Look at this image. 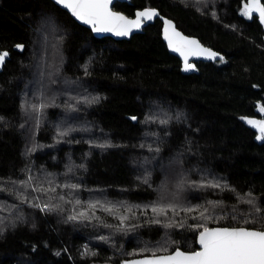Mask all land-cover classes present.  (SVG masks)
Here are the masks:
<instances>
[{
	"label": "trees",
	"instance_id": "16d2710c",
	"mask_svg": "<svg viewBox=\"0 0 264 264\" xmlns=\"http://www.w3.org/2000/svg\"><path fill=\"white\" fill-rule=\"evenodd\" d=\"M246 4H114L129 16L157 8L224 54L183 73L159 19L129 40L97 38L52 0H0L11 54L0 72V264H123L145 248L197 249V225L264 230V134L248 123L264 120V29ZM96 200L91 220L67 219ZM109 202L141 206L127 230ZM156 202L177 212L149 223L143 206Z\"/></svg>",
	"mask_w": 264,
	"mask_h": 264
},
{
	"label": "snow or ice",
	"instance_id": "6c2138e0",
	"mask_svg": "<svg viewBox=\"0 0 264 264\" xmlns=\"http://www.w3.org/2000/svg\"><path fill=\"white\" fill-rule=\"evenodd\" d=\"M56 2L70 9L73 16L83 23L91 25L96 32H115L117 36L128 35L133 27H140L142 19L151 20L157 15L154 10H145L138 12L135 20H129L123 15L110 10L109 5L112 0H56ZM254 11L259 12L260 19L264 20V4H261L260 0H251L250 4L245 5V15L251 16ZM170 24L171 22H169V25ZM165 31L167 35L168 29L166 28ZM173 36L177 39L173 40ZM167 38L173 50L180 52V54L184 56L185 70H190L194 67L187 63L189 55H204L207 53L209 58H215L218 55L208 49L202 48L197 41L189 40L174 30L172 36H167ZM17 47L22 48L23 46L17 45ZM6 56L7 53L0 54V64L3 63ZM43 107H45L43 103L31 105L34 111H38ZM261 111H264V108H262ZM133 119L136 118L133 117ZM161 123H166V121H161ZM248 123L254 127H259L260 132L264 134V120H249ZM61 134L63 135V133ZM260 138L264 139V135ZM29 179H31V177H29ZM23 183L25 182H22V184ZM64 187L78 189L79 185L65 184ZM211 187L217 188L220 187V185L212 184ZM20 198L26 202L27 198L23 197L22 194ZM61 199H63V197H61ZM247 202L249 204H254L252 199H249ZM82 203L83 202L79 199L75 201L76 205H81ZM100 203L99 200L88 201L82 210L76 211L73 209L74 214L69 215L67 219L71 221L91 220L93 215L90 213L92 210L96 209ZM32 206L40 208L41 211H54L59 207L58 205L50 206L48 204L41 207L38 203ZM102 207L105 212L116 216L119 220L120 224L117 226V229L119 231H125L129 228L126 222L135 216L133 208H140L141 206H128L125 202L119 204L109 202L102 205ZM143 207L145 213L150 209L153 214L154 218L148 221L153 224H161L159 217H166L169 212H177L176 205L163 204L160 202L145 205ZM121 208H124L125 212L130 213L131 216L121 213ZM182 210L191 212L193 208L188 207ZM255 210L260 211L259 208ZM203 215L204 214L201 213V216ZM164 226L171 227L172 224L169 223ZM131 227H136V225H132ZM197 227H202L203 229L199 232L198 236V244L200 245L199 250L185 252L176 248L173 252L168 253L167 249L164 247L156 249L145 248L141 249V252H149L150 255L140 260L126 262V264H264V231L247 228H207L202 225H197ZM0 231H2V229H0ZM100 239L105 240L107 238L101 236Z\"/></svg>",
	"mask_w": 264,
	"mask_h": 264
},
{
	"label": "water",
	"instance_id": "95a60500",
	"mask_svg": "<svg viewBox=\"0 0 264 264\" xmlns=\"http://www.w3.org/2000/svg\"><path fill=\"white\" fill-rule=\"evenodd\" d=\"M54 3H56L59 7H61L62 9L66 10L69 12V14L81 25L91 29L92 33L94 34L95 37L97 38H103V37H112L116 40H129L131 39L134 35L136 34H140V33H143L145 31V27H147L149 24H152L156 21V19H159L161 22H162V25H161V36H162V39L163 41L165 42L166 46H167V49L168 51L177 56L180 60H181V63H182V72L183 73H191L194 71L195 69V64L193 63L194 61H216V60H219V59H222L224 57V54L215 50L214 48H212L211 46L209 45H206L204 44L197 36H194V35H189L187 33H185L183 30H181L178 26H177V23L174 19H172L171 17H168V16H165L163 15L157 8H154V7H144V8H140V9H137L134 13L133 16H129L127 15L126 13H124L123 11H120V10H117L114 8V4L116 2H127V3H130L131 4V0H112L111 4L109 5V8L112 12H115V13H118L120 15H123L124 17H126L127 19L129 20H135L137 17H136V14L138 12H141V11H145V10H154L157 15H155L151 20H144L142 19V23L140 25L139 28H135L133 27L131 29V31L129 32L128 35L126 36H117L115 34V32H96L91 25L89 24H85L83 23L81 20L77 19L75 16L72 15L71 13V10L70 9H67L65 8L62 4H58L56 2V0H52ZM251 3V0H249V4ZM260 3L261 4H264L263 3V0H260ZM252 14H254L255 16H257L258 18V21L259 23L262 25L263 29H264V20H261L260 19V15H259V12H253ZM169 22H171V24L169 25ZM168 29V32H167V35H166V31L165 29ZM173 30L175 32H179L181 36L183 37H186L187 39L189 40H195L199 43V45L204 48V49H208L210 50L211 52H214V53H217L218 55L215 57V58H209V56L207 55V53H205L204 55H189L188 56V59H187V63L190 64V65H193L194 67L190 70H185V58L184 56H182L180 54V52H177V51H174L173 48L169 45V40L167 38V36H172V33H173ZM173 40H176L177 38L176 37H172ZM3 53H7V56L5 57L4 61L2 64H0V72L3 71V68L6 64V62L11 58V54L9 51H2L0 50V54H3ZM209 228H247V229H253V228H248V227H242V226H239V227H230V226H214V227H209ZM255 230H259V229H255ZM261 231H264V230H261ZM199 236V234H198ZM198 236H197V245H198V248L193 250V251H197L200 249V245L198 244ZM180 249V248H179ZM181 251H185V252H191V251H186V250H183V249H180ZM173 252V251H172ZM171 253V252H169ZM145 256L147 255H144V256H138V257H133V258H130L128 260H126L123 264H126V262H131V261H135V260H140V259H143Z\"/></svg>",
	"mask_w": 264,
	"mask_h": 264
},
{
	"label": "rangeland",
	"instance_id": "374dc122",
	"mask_svg": "<svg viewBox=\"0 0 264 264\" xmlns=\"http://www.w3.org/2000/svg\"><path fill=\"white\" fill-rule=\"evenodd\" d=\"M249 120H257V121H260V119H249ZM255 128H257L260 131L259 127H255Z\"/></svg>",
	"mask_w": 264,
	"mask_h": 264
},
{
	"label": "bare ground",
	"instance_id": "6f19581e",
	"mask_svg": "<svg viewBox=\"0 0 264 264\" xmlns=\"http://www.w3.org/2000/svg\"><path fill=\"white\" fill-rule=\"evenodd\" d=\"M198 246V245H197Z\"/></svg>",
	"mask_w": 264,
	"mask_h": 264
}]
</instances>
